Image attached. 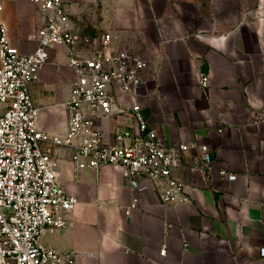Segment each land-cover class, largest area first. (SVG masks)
Listing matches in <instances>:
<instances>
[{
    "label": "crops",
    "instance_id": "1",
    "mask_svg": "<svg viewBox=\"0 0 264 264\" xmlns=\"http://www.w3.org/2000/svg\"><path fill=\"white\" fill-rule=\"evenodd\" d=\"M10 43L37 46L46 14L30 0H0ZM75 29L113 34L114 50L147 60L139 97L151 127L169 149L182 144L172 175L188 200L163 205L148 180L136 207L124 169L107 165L75 172L73 149L54 146L59 180L77 197L65 228H46L41 242L76 253V264H264V0H64ZM49 58L30 84L37 126L63 134L77 80L67 48ZM1 65V58H0ZM202 74L210 83L202 86ZM135 97L116 93L109 118L97 121L106 143L121 129L136 131ZM222 129V132H219ZM211 149L212 170L194 168ZM237 175L234 181L219 171ZM166 245L167 254L160 251Z\"/></svg>",
    "mask_w": 264,
    "mask_h": 264
},
{
    "label": "built area",
    "instance_id": "2",
    "mask_svg": "<svg viewBox=\"0 0 264 264\" xmlns=\"http://www.w3.org/2000/svg\"><path fill=\"white\" fill-rule=\"evenodd\" d=\"M30 1L46 14L35 34L37 46L32 53H22L10 43L0 3V264H76L74 251L46 246L40 239L46 228L67 227L64 213L78 203L59 180L60 162L54 146L73 149L76 173L85 168L121 166L135 192L131 207L139 203L142 180L151 182L163 205L177 207L186 202L185 184L172 171L180 164L178 151L197 146L182 144L179 150L169 149L157 129L149 125L138 100L148 96L142 92L146 79L141 74L149 65L147 60L127 50H114L111 32L93 38L75 29L64 0ZM58 45L67 48L77 80L66 102L65 132L52 134L37 126L39 108L29 87L48 60V49ZM201 82L207 87L209 75L202 74ZM117 92L135 97L128 111L137 129H121L116 142L106 143L97 121L110 117ZM198 148L201 156L194 168L211 171L209 145ZM219 173L230 181L237 178L226 169ZM166 254L163 245L160 255ZM260 254L264 256V247Z\"/></svg>",
    "mask_w": 264,
    "mask_h": 264
}]
</instances>
